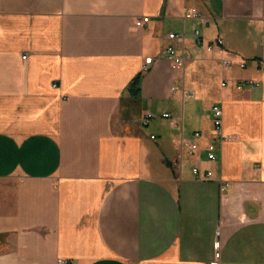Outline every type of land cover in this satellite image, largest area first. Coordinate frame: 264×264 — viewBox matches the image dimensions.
Masks as SVG:
<instances>
[{"label":"crops","instance_id":"obj_1","mask_svg":"<svg viewBox=\"0 0 264 264\" xmlns=\"http://www.w3.org/2000/svg\"><path fill=\"white\" fill-rule=\"evenodd\" d=\"M0 184V264H264V0H0Z\"/></svg>","mask_w":264,"mask_h":264},{"label":"built area","instance_id":"obj_2","mask_svg":"<svg viewBox=\"0 0 264 264\" xmlns=\"http://www.w3.org/2000/svg\"><path fill=\"white\" fill-rule=\"evenodd\" d=\"M186 18H190L192 20H201L202 14L196 9V8H191L185 13ZM148 16H143L140 19H137L135 22L136 26H143L149 21ZM192 30L193 34L195 37V44L198 47H204L207 51H216L218 54H220V64L224 67H231L235 63L228 57H223L224 54H226V50L223 46V40L221 38H215L214 40H211L209 42H204V39L201 37L199 30L196 27V24H192ZM182 36L180 34L176 33H169L168 34V39L169 40H175V39H180ZM164 54L166 58L168 59L170 63V67L173 70H178L182 69L185 65V59L183 56V53L178 51L176 47L172 44L167 45L164 49ZM25 58V56H23ZM153 62V57L148 56L144 59V70H147L149 66ZM239 65V67L244 68L245 67V62L240 61L236 63ZM251 85H256L255 82L249 81ZM222 85H225V83L222 82ZM53 86H56L54 83ZM185 95L188 97H192L194 94L191 91H186ZM162 118H169L168 113H163L161 115ZM155 118V114H153L151 111L146 110L144 111L143 117H142V123L147 124V122L151 119ZM212 132H213V138L214 139H224L226 136L222 133V111L221 108L217 105L212 106ZM201 137L200 132H194L192 134V138L188 142V152L190 154H196L199 151V146L197 140ZM151 138H154V136H151ZM215 146L213 143H209L207 145V157L209 159H215ZM192 175L193 178L198 180V181H205L211 178L212 172L209 170H203L199 164H194L192 167ZM221 239H220V230L217 229L215 232V239H214V261L213 264H218L219 259H220V251H221Z\"/></svg>","mask_w":264,"mask_h":264},{"label":"trees","instance_id":"obj_3","mask_svg":"<svg viewBox=\"0 0 264 264\" xmlns=\"http://www.w3.org/2000/svg\"><path fill=\"white\" fill-rule=\"evenodd\" d=\"M141 76L137 75L132 82L129 85V91L130 93H137L139 90V84H140Z\"/></svg>","mask_w":264,"mask_h":264},{"label":"rangeland","instance_id":"obj_4","mask_svg":"<svg viewBox=\"0 0 264 264\" xmlns=\"http://www.w3.org/2000/svg\"><path fill=\"white\" fill-rule=\"evenodd\" d=\"M23 56H25V58H26V55H23ZM23 56H22V59H25V58H23ZM2 184H0V186H1Z\"/></svg>","mask_w":264,"mask_h":264}]
</instances>
